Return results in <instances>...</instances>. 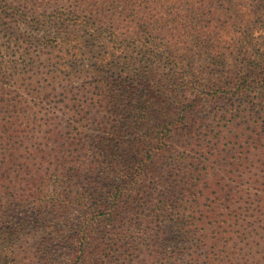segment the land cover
<instances>
[{
	"label": "trees",
	"instance_id": "obj_1",
	"mask_svg": "<svg viewBox=\"0 0 264 264\" xmlns=\"http://www.w3.org/2000/svg\"><path fill=\"white\" fill-rule=\"evenodd\" d=\"M239 1L0 0L5 5L23 4L32 17L55 8L54 4H65L69 9L66 19L74 15L81 18L85 41L83 48L76 45L69 48L66 40L71 34H65L64 52L72 51L77 55L81 49L83 54L87 51L92 59L91 70L99 66L101 60L95 53L110 47L111 50L122 49L130 56V62H142L146 58V63L155 66V70L162 67L170 74H179L180 82L171 84L170 90L177 96L183 88L179 98L184 102L169 107L157 100L152 150L148 149L145 154L147 143L142 140L145 135H137L143 126L139 116L127 123L130 138L120 135L114 139L116 146L105 147L102 139L95 142L96 161L102 164L107 159L110 162L108 173L116 177L103 194L93 195L92 210L103 216L105 227L112 220L117 221L121 210L127 211L133 206L139 209L144 205L136 198L134 186L144 174L151 152H160L175 134L182 141L191 123L203 127L205 118L199 113L205 98L226 102L224 108L214 109L212 121L210 119L212 129L208 126L206 133L190 136L191 141L184 148L192 153L194 160L190 159L185 167L187 183L180 190L174 187L170 195L156 198L149 210L147 223L154 231L153 240L134 238V243L141 245L149 244L147 240L150 239L154 264H179L178 255H185L184 264H264V253L260 250L264 247L260 248L257 243L264 233V227L259 226L264 222V0L251 21L238 13ZM243 1L247 13L251 6ZM254 18L261 24L260 41L251 32ZM104 40L107 42L98 47ZM9 47L8 42L4 49ZM20 51L26 53L27 48ZM134 53L136 56L132 58ZM63 60L66 66L65 58ZM239 60L241 67L235 71V63ZM8 68L12 67L0 61V84L21 80L19 77L14 81L11 78L2 80L12 76ZM157 84L161 89L160 79ZM9 85L0 86V100L5 105L0 106V112L9 113L15 107L9 102L11 98L3 97L9 95ZM68 111L76 117L73 123L81 127L76 111ZM10 124L8 119L0 118V129L10 131ZM135 147L141 148L140 156L134 158L135 162H127ZM142 153L148 157L143 158ZM9 163L7 159L2 162L3 165ZM195 172L196 176H191ZM101 173L105 175V169ZM196 181H202L201 188L196 189ZM17 185L18 182H12L11 187L5 186L7 189L0 191V222L5 216L3 201L10 195L8 191ZM1 226L0 264H34L33 255L25 248L21 254L19 252L23 248L18 247L22 242V237L15 233L18 228ZM53 229L45 228V233H52ZM11 231L14 233L10 234ZM105 239L93 246L81 226L69 238L62 264L89 261L111 264L115 241ZM253 250L260 251L251 257L249 253ZM40 254V264L58 263L49 245ZM90 255H97L98 259L88 258ZM139 263L148 264V261Z\"/></svg>",
	"mask_w": 264,
	"mask_h": 264
},
{
	"label": "rangeland",
	"instance_id": "obj_2",
	"mask_svg": "<svg viewBox=\"0 0 264 264\" xmlns=\"http://www.w3.org/2000/svg\"><path fill=\"white\" fill-rule=\"evenodd\" d=\"M239 2L238 13L249 21L263 3L261 0H245L251 6L246 13L244 1ZM54 5L55 8L41 16L32 17L23 4L5 5L0 2V61L12 67L6 69L12 76L2 80L21 78L15 83L0 84H11L9 95L3 97L11 98L9 102L15 104L11 112H0V118L12 122L10 131L0 129V191L7 189L5 186L11 187L12 182H18L14 190L8 191L7 200L3 201L5 216L0 226L3 223L1 227L18 228L15 233L22 237L18 247L23 248L19 252L27 250L29 255H33L34 264H40V252L46 245L53 248L57 264H62L67 242L81 226L93 246L105 238L114 239L112 248L116 250L111 253V264H137L143 260L154 264L150 242L154 231L147 223L149 210L156 203V198L170 195L174 187L180 190L187 183L189 178L184 174L185 167L190 159L194 160L192 153L184 148L188 147L190 136L206 133L208 126L212 129L210 119L212 121L213 112L224 108L226 102L205 98L199 113L205 118L203 127L191 123L181 137L182 141L175 134L160 152H151L146 170L134 186L136 198L144 205L139 209L133 206V209L121 210L117 221L112 220L105 227L103 216L92 210L93 195L103 194L116 177L108 173L110 162L107 159L102 164L96 161L95 142L102 139L105 147L116 146L114 139L120 135L130 138L127 123L139 116L143 126L137 135H145L142 140L147 143L144 146L147 154L148 149L152 150L157 100L175 107L184 102L179 98L184 89L174 95L170 88L173 87L171 84L180 82L179 74H170L162 67L155 70V66L146 63V58L142 62H130V56L125 55L122 49L111 50L108 47L102 53H95L101 60L99 66L91 70L89 64L92 59L87 51L83 54L81 49L77 55L72 51L65 53L66 47L62 45L64 36L71 34L66 40L69 48L74 45L83 48L85 32L81 18L74 15L66 19L69 9L65 4ZM259 22L254 18L251 30L258 41L261 36ZM8 42L10 47L4 49ZM106 42L104 40L98 47ZM23 47L27 48L26 53L20 51ZM135 56L134 53L132 58ZM63 58L69 68L63 65ZM240 67L239 60L235 63V71ZM158 79L163 84L161 89H158ZM0 106H5L4 101L0 100ZM68 110L76 111L81 127L73 123L76 117L71 116L73 114ZM140 152L141 148L135 147L127 162H135L134 158L139 157ZM145 154L143 158L148 157ZM6 159L10 163L3 165ZM102 169H105V175L101 173ZM191 176H196V172ZM196 183V189L201 188L202 181ZM259 226L264 227V222ZM48 227L54 228L52 233H45ZM139 236L150 238L147 240L150 246L134 243V238ZM257 243L260 248L264 247V233ZM250 246L254 247L253 244ZM260 250L264 253V248ZM257 251L253 250L249 255L253 257ZM91 257L98 259L97 255L88 258ZM177 260L184 264L187 258L178 255Z\"/></svg>",
	"mask_w": 264,
	"mask_h": 264
}]
</instances>
